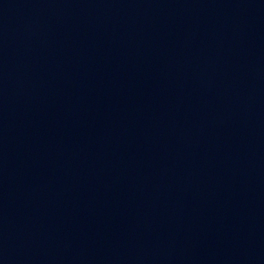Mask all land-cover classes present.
I'll return each mask as SVG.
<instances>
[{"label": "water", "instance_id": "water-1", "mask_svg": "<svg viewBox=\"0 0 264 264\" xmlns=\"http://www.w3.org/2000/svg\"><path fill=\"white\" fill-rule=\"evenodd\" d=\"M0 264H264V0H0Z\"/></svg>", "mask_w": 264, "mask_h": 264}]
</instances>
